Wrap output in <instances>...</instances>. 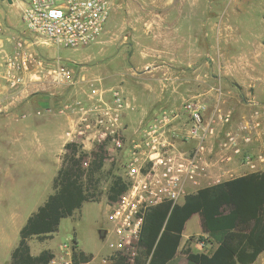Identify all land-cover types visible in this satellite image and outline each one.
Segmentation results:
<instances>
[{
    "label": "rangeland",
    "instance_id": "obj_1",
    "mask_svg": "<svg viewBox=\"0 0 264 264\" xmlns=\"http://www.w3.org/2000/svg\"><path fill=\"white\" fill-rule=\"evenodd\" d=\"M6 1L0 0V15L7 12L16 15L6 22L0 16V26L8 24L6 29L4 24L0 27L3 104L13 99L3 78V69L17 36L34 42L42 58L54 64L74 63L78 73L83 66L85 77H101L103 87L121 88L129 103L125 117L128 125L144 115L146 106L153 102L156 106L166 99L171 104H179L185 99L197 98L208 109L217 102L222 111H232L235 124L243 116L249 117L252 109L249 101L264 102V0H119L120 7L111 15L110 27L107 26L99 41L78 50L59 47L21 32L26 30L21 20L22 9L17 15L16 3L9 5ZM46 85L42 92L52 96L55 102L74 96L82 88L81 84ZM33 150L31 147L30 152ZM96 150L95 147L90 152ZM65 152L64 149L61 164ZM90 152L87 162L93 159ZM2 156L9 161L8 156ZM217 157H212V161ZM23 169H0V264H11L10 251L19 241L20 228L53 192L48 174L39 168ZM114 175V164L105 155L96 172V200L83 203L80 210L63 218L51 235L30 238V252L36 255L43 249L54 251L59 244L72 242L86 253L108 252L106 239L99 233L109 227L104 205ZM188 234L194 251L206 250L213 243L202 233L198 215L186 224L183 238ZM184 242L182 239L168 264L185 259L181 250ZM253 264H264V253Z\"/></svg>",
    "mask_w": 264,
    "mask_h": 264
},
{
    "label": "built area",
    "instance_id": "obj_2",
    "mask_svg": "<svg viewBox=\"0 0 264 264\" xmlns=\"http://www.w3.org/2000/svg\"><path fill=\"white\" fill-rule=\"evenodd\" d=\"M118 1L24 0L23 32L59 47L84 49L99 41ZM34 44L15 37L4 61L3 78L11 98L27 75L44 83L81 84L82 96L62 100L56 107L59 115L72 121L65 131V143H77L87 155L101 146L125 184L104 205L109 227L101 238L106 239L108 252L86 253L74 242L61 243L46 264H135L143 218L150 209L169 202L173 205L206 184L230 178L232 171L227 166L234 158L248 173L264 170V141L258 152L243 147L257 136L259 124L251 116L233 126L231 112L222 111L217 102L208 109L203 101L191 98L159 107L128 125L129 103L121 88L103 87L101 77L79 76L74 63L54 64L42 58ZM4 110L0 100V113ZM252 114L255 117L257 112ZM216 155L218 159L212 161ZM80 251L89 257L81 258Z\"/></svg>",
    "mask_w": 264,
    "mask_h": 264
},
{
    "label": "trees",
    "instance_id": "obj_3",
    "mask_svg": "<svg viewBox=\"0 0 264 264\" xmlns=\"http://www.w3.org/2000/svg\"><path fill=\"white\" fill-rule=\"evenodd\" d=\"M98 148L90 152L93 159L87 162L88 155L77 143H65L61 167L52 180L53 192L20 228L19 241L10 252L11 264H46L52 251L43 249L33 255L29 239L51 235L63 218L72 216L83 203L96 200V172L105 158L102 147ZM124 189L115 174L107 199H114ZM182 201L146 212L135 264H168L179 250L185 223L193 214H198L202 233L216 246L209 253L197 252L189 244L192 238H187L181 249L186 264H252L264 253V170L201 187ZM79 253L81 258L89 257Z\"/></svg>",
    "mask_w": 264,
    "mask_h": 264
},
{
    "label": "crops",
    "instance_id": "obj_4",
    "mask_svg": "<svg viewBox=\"0 0 264 264\" xmlns=\"http://www.w3.org/2000/svg\"><path fill=\"white\" fill-rule=\"evenodd\" d=\"M1 1L5 2L6 0ZM6 2L9 5L16 3V5H14L19 8L17 15L21 9H23L25 4V2L21 0H10ZM119 7L120 3L118 2L113 9L111 14L112 16L117 12ZM15 15L14 13L10 14L7 12L0 16L3 19L2 21L6 22L9 20V18L15 17ZM112 16L109 18L105 29L107 26L110 27V24L113 20ZM2 24L6 25V27H4V29H6L8 24ZM2 24L0 27L3 28ZM16 28L18 29V26ZM105 31L106 30H104V32ZM17 34H20V31H18ZM1 41L2 39L0 38V44ZM84 69L85 67L83 66L79 67V76L83 75L85 77V75L82 73L84 72ZM46 84L47 83L37 81L36 76L34 75H27L24 77L16 96L10 101L4 102L5 110L0 113V169L3 171L6 169V171H8L9 168H39L43 173L48 174V176L52 178V187L53 177L61 167V154L64 152V144L67 141V138L65 137V131L72 126V121H70V117L67 115L66 117L62 116L61 119L58 117L61 115L56 112V107L60 101L55 102L52 96L42 92L47 88ZM75 96H82V93L75 91L74 96L69 98H73ZM166 100V102H161V104L159 103L156 106L154 105L155 102L151 103L148 107L146 106V108L143 109V112H145L143 114L150 115L152 110L155 111L159 107L174 105L173 103L171 104L168 102L169 99ZM248 104L250 105V108H252L248 116H251L253 123H258L259 125L255 129V133L257 134V136H255V141L244 145L243 147L248 151L258 152L263 148L262 142L264 141V102L263 104H260L258 101L252 100L249 101ZM255 111L257 114L255 117H253L252 113ZM230 112L231 125H238L235 124V121L233 122L232 111ZM243 118L245 117L243 116L241 119ZM224 128L227 129V126ZM31 147L34 149L32 152H30ZM2 155L8 156L6 159H9V161L3 159ZM227 168L232 171L231 174L239 173L236 176L249 172L246 170L245 166H239L236 163L235 158L233 162L228 164ZM226 179L228 178L223 180ZM194 215L198 214H193L189 220H187L184 229L186 224L193 218ZM189 235L190 234H188L186 238H183L182 232V239L186 241ZM212 242L213 243L208 249L198 252H211L216 246V243L214 241ZM177 264H186V259L183 261L179 260Z\"/></svg>",
    "mask_w": 264,
    "mask_h": 264
},
{
    "label": "water",
    "instance_id": "obj_5",
    "mask_svg": "<svg viewBox=\"0 0 264 264\" xmlns=\"http://www.w3.org/2000/svg\"><path fill=\"white\" fill-rule=\"evenodd\" d=\"M7 1H10V0H7ZM103 233H104V230H103V229H101V230H100V233H99V235H100V236H102V235H103Z\"/></svg>",
    "mask_w": 264,
    "mask_h": 264
}]
</instances>
